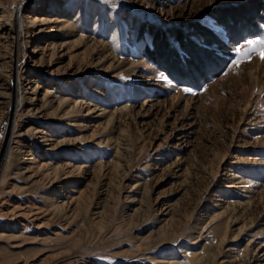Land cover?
I'll list each match as a JSON object with an SVG mask.
<instances>
[{
	"label": "rangeland",
	"instance_id": "rangeland-1",
	"mask_svg": "<svg viewBox=\"0 0 264 264\" xmlns=\"http://www.w3.org/2000/svg\"><path fill=\"white\" fill-rule=\"evenodd\" d=\"M262 48L264 0H0V264H264Z\"/></svg>",
	"mask_w": 264,
	"mask_h": 264
},
{
	"label": "snow or ice",
	"instance_id": "snow-or-ice-1",
	"mask_svg": "<svg viewBox=\"0 0 264 264\" xmlns=\"http://www.w3.org/2000/svg\"><path fill=\"white\" fill-rule=\"evenodd\" d=\"M259 43H260L259 41L249 40L248 45L250 47V51H256V48L254 47V45L259 44ZM236 52L238 55H240L241 49L238 48ZM260 58L261 60H264V48L260 49Z\"/></svg>",
	"mask_w": 264,
	"mask_h": 264
},
{
	"label": "trees",
	"instance_id": "trees-1",
	"mask_svg": "<svg viewBox=\"0 0 264 264\" xmlns=\"http://www.w3.org/2000/svg\"><path fill=\"white\" fill-rule=\"evenodd\" d=\"M207 34V33H206ZM231 35H230V39L232 40V41H235L240 35H238L236 32L235 33H233V32H231L230 33ZM216 42H217V44H220V42H218L216 39H214ZM160 50V49H159ZM160 52V51H159ZM146 55L148 56V58H151V60H153V59H155L154 57H153V53L151 52V51H146ZM174 60H176L175 58H174ZM215 67H219L218 65H216Z\"/></svg>",
	"mask_w": 264,
	"mask_h": 264
},
{
	"label": "bare ground",
	"instance_id": "bare-ground-1",
	"mask_svg": "<svg viewBox=\"0 0 264 264\" xmlns=\"http://www.w3.org/2000/svg\"><path fill=\"white\" fill-rule=\"evenodd\" d=\"M14 9H16L15 11L17 12L16 14L18 15L21 12L22 5H17ZM1 166H2V162L0 161V167Z\"/></svg>",
	"mask_w": 264,
	"mask_h": 264
}]
</instances>
